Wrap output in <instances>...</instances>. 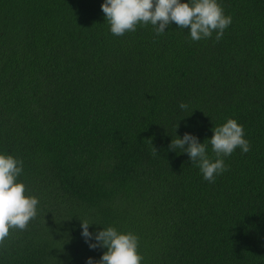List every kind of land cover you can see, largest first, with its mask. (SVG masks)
Listing matches in <instances>:
<instances>
[{"label": "trees", "instance_id": "1", "mask_svg": "<svg viewBox=\"0 0 264 264\" xmlns=\"http://www.w3.org/2000/svg\"><path fill=\"white\" fill-rule=\"evenodd\" d=\"M101 3L0 0V150L39 200L0 264L98 260L81 220L136 233L142 264H264V0H219L218 42L174 23L113 36ZM227 118L250 150L209 183L168 144Z\"/></svg>", "mask_w": 264, "mask_h": 264}, {"label": "clouds", "instance_id": "2", "mask_svg": "<svg viewBox=\"0 0 264 264\" xmlns=\"http://www.w3.org/2000/svg\"><path fill=\"white\" fill-rule=\"evenodd\" d=\"M100 9L113 36L134 32L138 25H151L159 36L174 23L177 28L187 29L191 41L211 38L218 42L232 22L219 0H102ZM178 107L183 111L188 104L180 102ZM177 127L176 123L175 138L171 136L168 150L186 154L190 164L196 165L202 179L209 183L226 171L225 157L237 148L241 153L250 150L243 125L234 118L212 127L206 143L189 132L177 135ZM208 146L212 155L208 154ZM156 153L155 149L153 154ZM22 173L23 161L0 150V247L5 245L11 230H24L38 213L39 200L27 193L19 179ZM92 224L101 227L90 231ZM80 235L89 249H104L98 260L89 257L86 264H142L139 237L132 231L81 220Z\"/></svg>", "mask_w": 264, "mask_h": 264}]
</instances>
